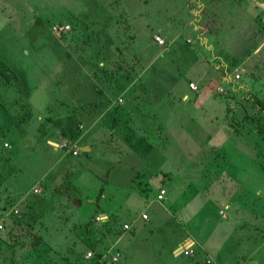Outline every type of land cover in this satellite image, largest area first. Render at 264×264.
<instances>
[{
  "label": "rangeland",
  "instance_id": "374dc122",
  "mask_svg": "<svg viewBox=\"0 0 264 264\" xmlns=\"http://www.w3.org/2000/svg\"><path fill=\"white\" fill-rule=\"evenodd\" d=\"M47 156L0 264H210L172 249L222 219L223 264H264V0H0V206Z\"/></svg>",
  "mask_w": 264,
  "mask_h": 264
},
{
  "label": "crops",
  "instance_id": "0c3cea01",
  "mask_svg": "<svg viewBox=\"0 0 264 264\" xmlns=\"http://www.w3.org/2000/svg\"><path fill=\"white\" fill-rule=\"evenodd\" d=\"M80 97L85 100V98H83L82 96L77 95L76 96V102H79ZM47 131H50V130H47ZM52 135H54V132H52ZM38 142L40 143V141H38ZM48 142L49 143H52L49 140H48ZM42 143L43 142H41V144ZM54 144H56L58 146V143H54ZM77 144L78 143H76V145L73 148L71 147L70 150L68 149L67 150V153H65L64 151H62L64 153V155L65 156H75V157L82 155V152L84 150L81 147L79 148V146H78V148H76L77 147ZM42 145L43 146H41V151H43L44 154H45V152L47 153V151H49V150H47V147L45 146V143L42 144ZM56 148H58V147H56ZM73 150H77L78 151V154L77 155H74L73 152H72ZM85 153H88V152L85 151ZM47 158H49L48 162L50 163V165L44 171L45 173H42V175L41 174L37 175V177H36V179H35V181L33 183L34 185L32 184V186L30 188V191L27 192V194L28 193H31L32 192L31 189L37 187V185H40V186L46 185L47 188H48V190H49V189H51V184H53L54 182H57L58 180H60L62 178V175H59V173L53 174V172H52L53 170L52 169H49L51 167V164H53V159L54 158L52 159L49 156H47ZM58 160H60V159H58ZM69 161H71V163L69 165H71V166H74L75 165V162H76L75 158H73L72 160H69ZM73 168H75V167H73ZM63 170H65V169H63ZM49 175H50V177H48ZM75 175H76V179H75V176L73 175V177L75 179V181L72 182L73 187H76L78 185V181L80 180V177H81L80 172H76ZM77 176H78L79 180L77 179ZM62 181L63 180H61V182ZM43 190L44 189L42 187L39 188L40 193H42ZM45 192L46 191L43 192V196L46 195ZM166 194H165V196H164V198L162 200H158L157 199V196H156V199H154V201L158 202L157 203V209L159 211H162L163 208L167 211V208L164 205H162L163 203H161L165 199ZM102 196H104V195H102ZM52 197H53L52 198L53 203L51 201H49V200H46V201H48V203H50V205H51L50 208L54 207V209L57 208L60 211V206L58 204H59V202H62V200H63L62 193H55ZM47 198H49V197L47 196ZM149 203H152V202H149ZM52 204H53V206H52ZM109 206L111 207V205H109ZM161 207H163V208H161ZM197 208L201 209V208H203V205L202 206L201 205H198ZM111 210H113V209H111ZM199 213L200 212H196V214H199ZM115 214L116 213L114 211H109V210H104V209L97 210V212H96V215L100 216V218L102 220H106V222H110V219L112 218L111 216H115ZM220 216L222 217V215H220ZM189 218L191 219L192 216H190ZM149 220H150V218L147 219V220L144 219V221H149ZM103 222L105 223V221H103ZM219 225L220 226H219L218 236H216V238L213 235V232L214 231L203 232L201 238H197L196 235H195V233L194 232H191L192 229L191 228H187V234L188 235H183V237L181 236V237L178 238V239H180V238L181 239L177 242V245L175 247H173L172 252L176 256L183 255L182 254V246H184L186 244H192L193 245L192 247H194V248L196 247V249H197V250L195 249L196 251H198V252L201 251L206 256H209L210 257V261H209L210 264H223V263H226L227 261L229 262L230 257H231V254L234 253V252H233V249L231 248L232 250H229V252L226 253L225 246H223V219H222V222L221 223L219 222ZM194 255H195V253H194ZM243 263H244L243 261L240 262V264H243Z\"/></svg>",
  "mask_w": 264,
  "mask_h": 264
},
{
  "label": "trees",
  "instance_id": "16d2710c",
  "mask_svg": "<svg viewBox=\"0 0 264 264\" xmlns=\"http://www.w3.org/2000/svg\"><path fill=\"white\" fill-rule=\"evenodd\" d=\"M119 43L120 42L117 41V46L119 45ZM118 49L120 51L122 50V48H120V47ZM118 67L119 68H122L121 66H118ZM104 71L107 72L106 69H104ZM122 89L123 88H121V90ZM99 92L101 93L102 90H99ZM99 98H100V96H99ZM95 104H96V106H98L97 103H95ZM119 109H120V105H118V104H115V105L112 106V111L114 112V114L117 113V112H120ZM71 131H72L71 134L73 135V139H76L77 138V135L81 132V130H79L78 128L71 129ZM73 131H76V132H73ZM59 193H61V192L59 191ZM22 195H24V194H22ZM29 195H30V193L25 194L23 199L19 198V199H21L19 202L17 201V199H18L17 197L16 198L15 197L14 198H11L10 199V203H7V201H6L7 204H2V206H0V219L2 218V224H3V229H4V230H0V233H2V232L4 233L2 235L8 234L10 237H13L14 236V229H16L17 227H19V228L22 227L23 228L25 226H28V228H30L32 226L33 222L31 220H24V218H23V215L25 213L31 214L30 212L36 206V205L33 206V203L31 202L32 200L29 201ZM35 195H37V194H34L33 200L36 197ZM43 202L46 203V204L48 203V201H46L45 199H44ZM15 204H17V207L19 209L18 210V213L12 212V213L4 216L5 213L8 210H10V208L13 205H15ZM28 210H30V211H28ZM88 223L89 222H87V224ZM31 234L33 235L32 246L33 247H37V246L41 245V243H42V237H41V235H39V234L37 235L34 232L31 233ZM91 243L92 242L89 243L90 246L95 247L94 244L92 243L93 245H91ZM96 254L98 256L97 258L99 259V258L103 257V254L104 253L102 254L101 252H99V253H96Z\"/></svg>",
  "mask_w": 264,
  "mask_h": 264
},
{
  "label": "built area",
  "instance_id": "2783aa9c",
  "mask_svg": "<svg viewBox=\"0 0 264 264\" xmlns=\"http://www.w3.org/2000/svg\"><path fill=\"white\" fill-rule=\"evenodd\" d=\"M69 27H70V26H69L68 24L57 25V26L55 27V30H56V31H60V32H62V31H66ZM69 29H70V28H69ZM157 40H159L160 43L163 42V40H162L160 37H157ZM238 77H239V76H238ZM193 85H194V84L191 83V86H193ZM72 152H73L74 155H77V154H78V151H77V150H73ZM33 191H34V192H38L39 189L34 188ZM165 194H166L165 189H162V190L160 191V193L157 195V197H158L157 199H158V200H162V199L164 198ZM18 210H19V209H18V207H17V204H15V205H13V206L10 208V210H8V211L5 213L4 216H6V215H8V214H10V213H12V212H14V213H18ZM142 217H143L145 220L148 219V215H147V213L142 214ZM98 219H99V217H98ZM129 227H130L129 224H125V225H124V229H128ZM0 230H4V229H3V224H2V218L0 219ZM192 246H193L192 244H186V245L182 246V253H183L184 255H187V256L193 255V254L195 253V251H194V248H193ZM91 255H92V253L89 252V253H88V256L90 257ZM118 259H119L118 254H115V255H113V257H112V262H117Z\"/></svg>",
  "mask_w": 264,
  "mask_h": 264
}]
</instances>
